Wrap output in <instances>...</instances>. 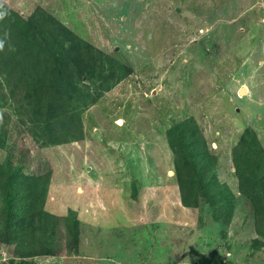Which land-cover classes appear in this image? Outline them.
Listing matches in <instances>:
<instances>
[{
    "label": "rangeland",
    "instance_id": "1",
    "mask_svg": "<svg viewBox=\"0 0 264 264\" xmlns=\"http://www.w3.org/2000/svg\"><path fill=\"white\" fill-rule=\"evenodd\" d=\"M0 5L25 20L39 12L38 18L59 21L120 62L126 76L88 103L81 141L43 147L10 121L11 149L33 173L50 174L55 254L24 260L21 249L3 241L0 264H264V225H255L233 164L248 128L264 149V0ZM90 67H97L95 59ZM184 121L197 124L204 152L217 157L219 180L234 197L226 225L214 221L204 201L192 209L181 202L167 131ZM7 153L0 149V162ZM133 180L143 186L136 197ZM70 208L85 221L79 243L68 238L71 227L63 219ZM4 221L0 213V234ZM29 238L37 246L46 241Z\"/></svg>",
    "mask_w": 264,
    "mask_h": 264
},
{
    "label": "trees",
    "instance_id": "2",
    "mask_svg": "<svg viewBox=\"0 0 264 264\" xmlns=\"http://www.w3.org/2000/svg\"><path fill=\"white\" fill-rule=\"evenodd\" d=\"M0 14V40L5 43L0 51V149L8 152L0 162V213L5 217L0 243L10 241L26 260L55 254L49 232L56 216L47 208L50 174L33 173L21 162L17 149H11L10 121L14 119L22 135L28 134L43 147L81 141L88 103L100 99L126 76L120 72L124 69L120 62L83 42L59 21H50L51 17L43 20L37 12L25 20L4 5ZM93 59L94 68L90 67ZM83 78L84 89L79 87ZM91 82L95 93L89 88ZM167 141L182 204L192 209L204 201L214 221L228 224L235 212L234 197L219 180L217 157L204 152L197 124L175 123L167 131ZM233 164L240 189L252 205L255 225H264V149L252 129H246L234 149ZM140 188V181L133 180L134 197ZM79 214L70 208L63 218L71 227L68 238L78 243L83 240L85 222ZM261 233L257 227L258 240ZM29 235L45 236L46 241L41 246L30 244Z\"/></svg>",
    "mask_w": 264,
    "mask_h": 264
},
{
    "label": "clouds",
    "instance_id": "3",
    "mask_svg": "<svg viewBox=\"0 0 264 264\" xmlns=\"http://www.w3.org/2000/svg\"><path fill=\"white\" fill-rule=\"evenodd\" d=\"M3 18V14H0V19ZM5 43L3 40H0V51H2L4 49ZM2 118V117H0Z\"/></svg>",
    "mask_w": 264,
    "mask_h": 264
},
{
    "label": "water",
    "instance_id": "4",
    "mask_svg": "<svg viewBox=\"0 0 264 264\" xmlns=\"http://www.w3.org/2000/svg\"><path fill=\"white\" fill-rule=\"evenodd\" d=\"M244 90H245V88H242L241 91H240V94H242Z\"/></svg>",
    "mask_w": 264,
    "mask_h": 264
},
{
    "label": "bare ground",
    "instance_id": "5",
    "mask_svg": "<svg viewBox=\"0 0 264 264\" xmlns=\"http://www.w3.org/2000/svg\"><path fill=\"white\" fill-rule=\"evenodd\" d=\"M240 91H241V90H240ZM245 92H246V89L243 91V93H242L241 95L245 94Z\"/></svg>",
    "mask_w": 264,
    "mask_h": 264
}]
</instances>
